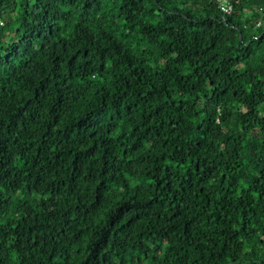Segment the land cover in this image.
I'll list each match as a JSON object with an SVG mask.
<instances>
[{"label": "trees", "instance_id": "16d2710c", "mask_svg": "<svg viewBox=\"0 0 264 264\" xmlns=\"http://www.w3.org/2000/svg\"><path fill=\"white\" fill-rule=\"evenodd\" d=\"M0 20V264H264V0Z\"/></svg>", "mask_w": 264, "mask_h": 264}, {"label": "built area", "instance_id": "2783aa9c", "mask_svg": "<svg viewBox=\"0 0 264 264\" xmlns=\"http://www.w3.org/2000/svg\"><path fill=\"white\" fill-rule=\"evenodd\" d=\"M218 7L219 10L225 14V15H230L233 12V7L234 4L237 2V0H214ZM4 25L3 21L0 20V27Z\"/></svg>", "mask_w": 264, "mask_h": 264}, {"label": "rangeland", "instance_id": "374dc122", "mask_svg": "<svg viewBox=\"0 0 264 264\" xmlns=\"http://www.w3.org/2000/svg\"><path fill=\"white\" fill-rule=\"evenodd\" d=\"M11 16H12V15H11ZM13 17H14V16H12L11 18H10V16L8 17L9 24H8L7 28L3 30V32L8 33L9 30L13 31V30L15 29V26H16V25H14L13 21H10L11 19H13ZM9 18H10V19H9Z\"/></svg>", "mask_w": 264, "mask_h": 264}]
</instances>
